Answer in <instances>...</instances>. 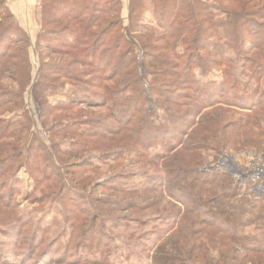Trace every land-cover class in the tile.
Segmentation results:
<instances>
[{
  "label": "trees",
  "instance_id": "obj_1",
  "mask_svg": "<svg viewBox=\"0 0 264 264\" xmlns=\"http://www.w3.org/2000/svg\"><path fill=\"white\" fill-rule=\"evenodd\" d=\"M42 16L36 46L40 67L33 79L30 39L0 0V200L6 199L7 187L9 195L15 192L9 179L27 168L37 177V189L47 183L41 195L65 202L71 245L86 244L89 251L111 248L106 225L109 218L112 224L122 222L113 214L123 210L124 200L108 201L103 208L92 200L82 208L80 201L91 195L82 191L105 187L139 193L115 182L129 179L133 164L145 166L129 161L131 153L142 158L140 150L160 144L168 152L157 156L164 163L150 175L144 192L164 184L183 206L170 217L173 233H182L165 238L148 264H264V194L239 187L219 163L231 131L254 124L263 130L264 0H130L128 25L121 0H43ZM219 70L221 82L204 81ZM66 82L96 89L95 97L50 105L48 97ZM28 91L40 108L42 124L52 132L51 146L32 130L35 121L25 110ZM86 107L105 114L82 116ZM236 107L249 113L236 121ZM58 111L74 118L49 127ZM57 140L69 142V147L62 149ZM210 150L217 153L212 162L206 155ZM96 161L114 169L115 177L100 181ZM8 198L1 201L10 213L7 219L21 225L16 231H0L13 234L6 244L16 247L13 256L20 261L12 264L42 258L43 264H72L55 260L51 253L46 257L56 243L46 242V231L42 237L29 236L24 229L29 223ZM5 217L0 209V225ZM252 226L259 234L245 232ZM209 230L214 238L221 236L216 242L220 261L209 259ZM2 253L0 261L11 264ZM74 262L113 264L85 256Z\"/></svg>",
  "mask_w": 264,
  "mask_h": 264
},
{
  "label": "rangeland",
  "instance_id": "obj_2",
  "mask_svg": "<svg viewBox=\"0 0 264 264\" xmlns=\"http://www.w3.org/2000/svg\"><path fill=\"white\" fill-rule=\"evenodd\" d=\"M7 3L10 12L14 15L19 26L27 33L30 39V54L32 61V75L33 79L37 77L39 67H40V58L36 52L37 41L39 34L41 33L43 27V16H42V2L43 0H5ZM122 2V18L124 19V24L128 25L129 22V2L130 0H121ZM57 30L52 28V30ZM59 32L62 29L58 30ZM53 36V35H51ZM44 38V40H49ZM55 46H60L61 44L53 43ZM66 63V62H65ZM85 70V68H84ZM223 78V71H213L208 74L204 79L207 81H217L221 82ZM254 86V85H253ZM255 87V86H254ZM96 89L87 87L85 85H73L70 82H66L62 90H59L56 94H53L48 97L49 104L52 106L67 104L71 100L82 97L87 99L92 96L95 97ZM189 103V102H187ZM211 108L204 110L203 113H208ZM25 110L28 111L30 117H33L35 124L32 127V130L35 131L40 138L47 144L50 145L53 143L51 133L48 128L42 124L41 112L38 104L36 103L32 92L28 91L25 96ZM233 111L237 113L234 120H238L240 115H245L249 111L243 110L241 108H234ZM96 113L105 114V110H95L94 107L85 109L84 115H91ZM11 116V115H10ZM202 116V115H201ZM14 118H17L18 115H13ZM89 117V116H87ZM74 118L71 114H66L65 111H58L51 115L49 127L52 125L55 126L56 123L70 122ZM86 119V118H84ZM200 116L195 120L199 121ZM111 122V121H110ZM47 126V127H48ZM178 127H183L182 123L177 124ZM195 127V126H193ZM193 127H188V132H192ZM84 129H88L85 127ZM264 130V126H263ZM263 130L255 127V124L244 129H237L231 131L229 140V146L224 149L222 156L220 157V168L223 171L229 172L235 183L242 188H248L253 191L254 181H244L243 183L238 180V170H247L252 168L254 165H264V134ZM60 143L62 149H67L69 147V142L64 140H57ZM56 142V141H55ZM175 143H177L175 141ZM143 155L142 158L138 157V152L131 153L129 161L137 159L144 162L145 166L141 165V162L133 164V171L128 176L127 180H120L115 182L117 185L122 183L126 190H139V193L131 192L127 193L125 191L111 190L106 189L105 187H98L93 191L91 187H87L82 192L90 191L91 195L88 199L86 195L85 199L80 201V205L84 208L86 205L96 200L100 201V205L103 204V207L108 204L110 201L111 204L124 200V203L120 205L123 210H118L117 213L113 215L119 216V219H122V222H116L118 224H112L109 221L107 223L106 232L111 237L113 246L107 249H90L86 248L87 245L76 246L70 244V233L71 225L66 221L64 217V212L66 209V204L64 201L54 200L53 195L46 197V195H41L43 193L44 185L41 188L37 189L36 186V175L32 174L27 168L20 169L8 183L11 185L13 190L12 195H9V187L3 190L4 196L6 199L0 200V209L1 215L6 216L4 218V223L8 222V225L4 223L0 225V231H16L18 227H21L18 223H14L11 220L7 219V216L10 215L8 211L5 210L1 201H9L8 197L13 199V203L19 205V213L23 216L24 222L26 221L29 225L24 227L28 235L38 234L39 237L44 236V231H46L45 236L47 237L46 242H55V250L48 251L49 254H46V257H51V254L55 260L67 261L74 264L75 259L80 257H88L91 260H99L104 257L109 259L113 264H148L153 253L156 251L157 246L167 237L174 235L175 237L180 236L182 231L173 233V228H170L174 220L170 217L177 213L181 208L182 204L178 202L170 193H167L164 184L160 189L156 191L144 192L146 187H150L149 180L150 175L156 173L158 166H162L164 159H158L157 156L163 157L167 154L168 148L164 145H154L149 148L147 151L144 149L140 150ZM206 155L209 157V162L215 160L217 156L216 152L210 150ZM146 159V160H145ZM219 159V158H218ZM155 165H154V163ZM100 171L98 172L97 178L100 181H105L106 179L115 177L116 171L105 164H100ZM153 163V164H152ZM212 164V163H211ZM210 164V165H211ZM205 168V166H204ZM160 169V168H159ZM182 179L181 176L177 177ZM160 180V179H158ZM77 187V186H76ZM91 188V189H90ZM123 189V188H122ZM124 189V190H125ZM188 191V188H187ZM142 192V193H141ZM177 193V191L175 190ZM89 193V194H90ZM39 199H42V202H38ZM129 203L137 205V209H127ZM108 218V217H107ZM102 219V218H101ZM112 221V220H111ZM129 222V227L125 226ZM99 225V224H98ZM176 227V226H175ZM255 226L248 227L245 232L248 234H259ZM210 234L205 236L208 239V248L209 250V259L212 261H220L222 258L219 251L218 244L216 242H221V239L215 236L213 231L209 230ZM15 234V232H13ZM13 235V234H12ZM6 236L4 232H0V251L3 250L1 256L2 259L5 257L10 263H16L20 260L13 256V250H17L16 247L8 246L6 242L11 239V236ZM8 239V240H7ZM6 244V245H5ZM71 245V246H70ZM48 245H44L42 248L47 249ZM21 251V249L19 250ZM106 251V254L103 256L101 253ZM51 253V254H50ZM200 255L204 256V252H200ZM38 258V257H37ZM42 258V257H40ZM3 259V260H4ZM241 258H239L240 260ZM25 261V260H24ZM46 259H38L35 263L33 261H25V264H43ZM2 264H5L2 260ZM46 263V262H45Z\"/></svg>",
  "mask_w": 264,
  "mask_h": 264
},
{
  "label": "built area",
  "instance_id": "obj_3",
  "mask_svg": "<svg viewBox=\"0 0 264 264\" xmlns=\"http://www.w3.org/2000/svg\"><path fill=\"white\" fill-rule=\"evenodd\" d=\"M236 171L240 182L254 181L253 192L258 196L264 194V165H254L250 169Z\"/></svg>",
  "mask_w": 264,
  "mask_h": 264
}]
</instances>
